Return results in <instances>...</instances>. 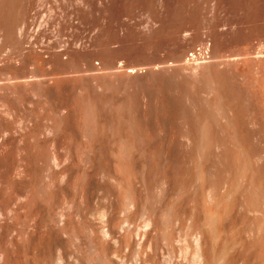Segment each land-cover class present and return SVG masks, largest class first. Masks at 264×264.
I'll return each mask as SVG.
<instances>
[{"label": "bare ground", "instance_id": "bare-ground-1", "mask_svg": "<svg viewBox=\"0 0 264 264\" xmlns=\"http://www.w3.org/2000/svg\"><path fill=\"white\" fill-rule=\"evenodd\" d=\"M179 1L0 0V264H264V166L198 114L225 62L172 42Z\"/></svg>", "mask_w": 264, "mask_h": 264}, {"label": "rangeland", "instance_id": "rangeland-1", "mask_svg": "<svg viewBox=\"0 0 264 264\" xmlns=\"http://www.w3.org/2000/svg\"><path fill=\"white\" fill-rule=\"evenodd\" d=\"M141 1L143 2L144 0H141ZM185 1L184 0H182V2L179 1V4L180 2L182 4V5L181 4L179 5L180 8H178L179 11H177V13L179 12L178 14L180 18L177 17V19L173 20L172 22L173 24L177 20L180 19L178 21L179 24L177 23L176 24L178 26L180 24L183 25L184 26L183 29L181 30L179 34V32L175 29L178 27L176 26L174 28L175 31L173 30L171 34L176 32L174 34L175 35L179 34L181 37L178 36L177 38L173 39V41H172V38H170L171 41L173 43L175 41L179 42V40L181 41V43L183 41V43H185L184 47L185 46L188 47L190 44L192 45V43H194V48H193L194 51L192 50V51L187 52L189 53V55H187L186 58L189 59V57L195 53L194 58L198 59V61L196 59L195 62L198 64L199 63L209 64L211 62L217 61V63H220V66H221L222 64H224L223 62H225L224 67L222 65L221 67L219 66L220 69L217 67V69L219 70H216V71L212 70V71H215V72H212V75L214 74V76L212 77L214 78L212 80L213 82H210L211 84L209 83V86L211 85L210 87L213 88V86H215L214 82H216L215 84L217 87L215 88L218 89L217 90L218 93L212 95V97L215 99L218 96L216 99L217 100L219 99L218 105L219 106L222 105L221 110L223 109V114L221 113L222 111L217 114L216 112L209 109L207 106V103H205L206 100L203 98H200L201 96H197L196 97L197 99L198 97L200 98L199 103L200 104L202 103L203 105V108L201 109L200 112H198V114H200L201 117L209 121H212V122L216 121L217 125L220 124V121H217L219 119L222 120V122L224 121L227 122V124L225 123L223 125L220 124V126H217L213 123L215 125V127L213 125V130L216 133V135H218L219 139L222 142H227L229 146L234 150H238L240 149L239 147L244 146L246 150L248 151V158L253 168L258 167L260 163L262 164V167H263L264 166V163H263L264 162V35H263L264 34L263 32L264 31V13H263L264 12V0H255V1L253 0L254 2H252V0L251 1L244 0V2L243 0H239L240 2H238V0H226L227 2L225 0L224 1L223 0H219V1L218 0H190V1L185 0ZM143 3H146V1ZM207 4L208 6H206ZM224 6L227 8H225ZM142 7L140 8L143 10L144 14H146V16L149 15L150 13L149 12H148L149 14L147 13L148 8H146L145 6L143 8ZM144 8H146L147 10ZM141 9L140 10L138 9L139 11L136 12L137 18L145 17L143 12H141L143 15L140 13ZM211 11L213 12V14ZM203 14H205L204 15L205 18L203 17ZM206 14H208V16ZM216 14L217 15L219 14V15L217 16ZM197 15L199 16L196 17ZM206 17L207 18L209 17L208 21L206 20L207 19ZM181 21L182 23H180ZM199 21H204V23L202 24ZM238 21L240 22V24ZM218 23L220 27L219 25H217ZM205 24L206 26L209 25L208 28L205 26ZM216 25L219 27V29L222 32H226V34L225 33L223 34L225 35V37H227L228 39L230 38V39L227 42L225 38L224 42H227V43L225 44L221 43L220 45H218V48H216L217 51L216 50L213 51L212 42L210 40L201 41L198 39L196 41V38L198 35L201 36L204 33L214 32V35H215L216 34L215 30H217L218 28L216 27ZM227 25H229V27ZM211 27H212V30H211ZM198 29H201V30H198ZM256 29H258L257 30L258 32L256 31ZM259 30H261L263 33H261V31L259 32ZM258 33L259 34L261 33L260 36H258L259 35ZM174 34H172L173 36L171 35L173 38H174ZM169 47L173 51L174 47L172 46V43L169 45ZM169 47L167 46L168 49L166 48L164 50L171 51ZM170 51H168L167 54H170L172 52ZM164 52L162 54H165ZM210 87L209 89H211ZM214 89L213 91L215 93ZM216 99L215 100L212 99V100L215 102ZM85 104H88V103H85ZM87 106L88 107H85L84 105L85 107L84 112L87 113L86 115L84 113L85 116H87L89 113L90 106L89 104ZM222 107H225V108H222ZM86 109L88 111H86ZM230 116H232V118ZM227 119L229 120L227 121ZM238 138H239V141H238ZM242 140L243 142L241 143ZM263 181H264V178H263Z\"/></svg>", "mask_w": 264, "mask_h": 264}]
</instances>
